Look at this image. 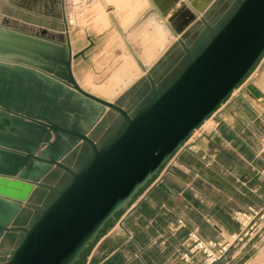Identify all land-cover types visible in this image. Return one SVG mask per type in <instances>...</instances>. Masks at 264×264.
<instances>
[{"label":"crops","instance_id":"1","mask_svg":"<svg viewBox=\"0 0 264 264\" xmlns=\"http://www.w3.org/2000/svg\"><path fill=\"white\" fill-rule=\"evenodd\" d=\"M207 1L202 16L181 34L182 42L176 40L169 45L147 72L115 98L132 116L180 73L165 87L156 88L161 64L179 49L186 51L188 37L196 24L205 21L217 0ZM147 3L148 0H0V149L19 154L20 148H34L36 154L58 157L79 171L91 156L90 147L69 136H61L57 145L51 144L56 136L38 129L43 125L39 115L87 133L100 147L106 145L117 132L104 145H100L94 132L110 110L88 107L78 96L62 93L60 87L53 89L49 79L61 81L68 36L73 53H77L88 47L86 35H104L97 47L85 53L98 67L118 47L116 33L122 34L127 26L131 31L134 19L140 21L145 15ZM157 22L164 23L161 19ZM138 40L145 54L151 55L163 34L144 32ZM138 65L136 61V69ZM73 72L79 83L88 85L92 74L89 62L76 59ZM133 72L135 69L126 74ZM124 79L122 74L119 80ZM148 81L153 95L132 114L121 100L131 99V92L141 93V85ZM105 82L104 78L95 80L96 85ZM248 83L259 86L247 81L229 95L159 170L120 221L93 240L89 250L85 249L82 264H187L180 259L179 249L190 230L197 228L208 239L228 238L238 231L232 218L234 211L264 203V108L247 94ZM114 86L115 82L109 89ZM85 148L89 150L86 157L82 153ZM76 151L81 161H69ZM4 164L0 158V165ZM16 206V201L0 197V224L11 215L8 226L31 227L39 209ZM177 219H184L186 227L175 237L166 236V227ZM22 238L20 232H0V263L9 259ZM263 242L264 237L248 240L232 248L217 264H248L264 247Z\"/></svg>","mask_w":264,"mask_h":264},{"label":"water","instance_id":"2","mask_svg":"<svg viewBox=\"0 0 264 264\" xmlns=\"http://www.w3.org/2000/svg\"><path fill=\"white\" fill-rule=\"evenodd\" d=\"M207 4V0L168 3L148 0L145 15L140 21L134 19L131 31L129 26L122 29L123 36L116 33L118 47L98 67L85 53L97 47V41L104 35L98 38L86 35L89 45L77 53H73L68 36L61 81L49 79L53 89L60 87L62 93L78 96L88 107L114 111L123 118L124 124L100 147L87 133L39 115L43 125L38 129L56 136L51 144L57 145L61 136H69L90 147L91 156L79 171L58 157L36 154L34 148H20L19 154L0 149V158L5 161L0 165V197L16 201L17 209L24 204L38 208L31 202L38 187L54 189L39 182L51 168H59L70 176L63 189H54L56 196L50 204L44 209L38 208L40 215L31 227L8 226L11 215L0 224V232L23 233L9 259L0 264H75L106 223L158 173L251 72L264 54V0H239L233 13L213 32L199 53L138 114L132 116L114 101L148 71L169 45L176 40L182 42L181 34L202 16ZM170 10L174 11L167 18ZM158 19L164 23H158ZM144 32L163 34V40L151 55L145 54L138 40ZM78 58L89 62L92 68L88 85L79 83L74 75L73 62ZM133 69L135 72L126 74ZM122 74L125 79L119 80ZM101 78L106 82L96 85L95 80ZM114 82L115 86L109 89ZM246 92L253 99L264 97L254 83L246 85ZM31 162L41 169L31 172Z\"/></svg>","mask_w":264,"mask_h":264},{"label":"rangeland","instance_id":"3","mask_svg":"<svg viewBox=\"0 0 264 264\" xmlns=\"http://www.w3.org/2000/svg\"><path fill=\"white\" fill-rule=\"evenodd\" d=\"M238 3L239 0H217L211 6V8H209L205 16V21L196 24L194 33L191 34L190 37H188L189 47L186 45V51H183L182 48L179 49V53L171 56L168 62L161 64V73L159 74L158 80L155 83L156 88L161 89L165 87L167 83H169L171 78H173L175 74H178L183 69V67L190 61L191 57H194L199 53V51L208 42L213 32L219 30L224 24V22L233 13ZM256 64L257 65L255 66V68L251 70V72L244 78V80L240 83L237 88L244 85L247 81H252L259 84V88L261 86L260 89L264 90V54ZM140 90L141 93H139L140 91H138V93L131 92V99L124 101L121 100V102H123L130 108L132 114H136L139 110V107L143 104H146V98H150L153 95L152 85L150 84V81L142 84ZM235 90L232 93H235ZM108 124L112 125L109 127ZM123 124L124 121L122 120V118H120L113 111L110 110V112H108V114L106 115L105 119L100 123L97 130L94 132L99 138L100 145H104V143H106L107 140H109L115 134V132L121 130ZM82 151L83 155L85 154V157L89 153L88 148H85ZM79 154L76 151L74 154L71 155V157L68 158L69 161H77L76 163L80 162L81 158H78ZM85 157H83V162L86 161ZM30 164L32 165V167H35H31V172L34 171L36 173L39 171V169H41L39 168V166H37V164H35V166L34 163ZM164 165L161 167V169L164 167ZM76 166L80 167L81 164H77ZM156 175H154L153 178L143 188H141L120 211L116 213L115 217L110 219L109 221L116 219V222H119L120 218L123 216L124 212L128 208L130 202H133L139 196L140 192L145 189L148 184L156 178ZM69 180L70 177L64 174L61 170H59L58 168H51L45 175H43L39 179V182L47 186H52L56 190H61L66 186ZM54 189H50L48 187H38L31 198V202L40 209L46 208L56 196V191ZM109 221L106 223L104 228L99 232L98 236L95 239L100 237L101 232L106 231L108 229L107 227ZM92 243L93 242L90 243L86 251L90 249ZM262 244H264V242ZM86 251L84 252V254L86 253Z\"/></svg>","mask_w":264,"mask_h":264},{"label":"built area","instance_id":"4","mask_svg":"<svg viewBox=\"0 0 264 264\" xmlns=\"http://www.w3.org/2000/svg\"><path fill=\"white\" fill-rule=\"evenodd\" d=\"M232 218L238 225V231L228 238L208 239L204 238L197 228L190 230L181 243L180 259L187 264H214L224 260L232 248L248 240L264 237V203L236 210ZM185 227V220L177 219L169 223L164 232L175 235Z\"/></svg>","mask_w":264,"mask_h":264},{"label":"bare ground","instance_id":"5","mask_svg":"<svg viewBox=\"0 0 264 264\" xmlns=\"http://www.w3.org/2000/svg\"><path fill=\"white\" fill-rule=\"evenodd\" d=\"M257 87L259 88V86H257ZM262 92L264 93V90H262ZM254 100L256 101V103L259 104L260 107H262V108L264 107V97H260V98L254 99ZM263 260H264V248H262L261 251H259V254L257 255V257L250 260V262H248V264H262Z\"/></svg>","mask_w":264,"mask_h":264},{"label":"trees","instance_id":"6","mask_svg":"<svg viewBox=\"0 0 264 264\" xmlns=\"http://www.w3.org/2000/svg\"><path fill=\"white\" fill-rule=\"evenodd\" d=\"M131 203H132V202H130L129 205H131ZM115 222H116V219H115V220H111V221H109V224H108V227H107V228L111 227ZM180 231H181V230H179L175 235H172V234H166V236H168V237H175ZM103 232H104V231H103ZM103 232H101V234H102ZM186 236H187V235H186ZM186 236H185V237H186ZM185 237H184V239H185ZM184 239H183V240H184ZM83 256H84V253H83L82 256H81V259H80L79 261H77L75 264H82V258H83ZM221 261H223V260H221ZM221 261H218V262H216V263H214V264H217V263H219V262H221Z\"/></svg>","mask_w":264,"mask_h":264},{"label":"flooded vegetation","instance_id":"7","mask_svg":"<svg viewBox=\"0 0 264 264\" xmlns=\"http://www.w3.org/2000/svg\"><path fill=\"white\" fill-rule=\"evenodd\" d=\"M87 145V144H86ZM59 169V168H58ZM59 170H61V169H59ZM62 171V170H61ZM64 174H66V175H68L69 176V174H67L66 172H64V171H62ZM70 177V176H69Z\"/></svg>","mask_w":264,"mask_h":264}]
</instances>
